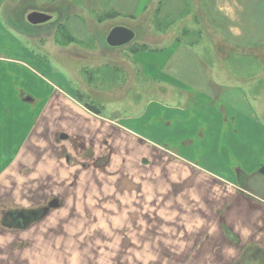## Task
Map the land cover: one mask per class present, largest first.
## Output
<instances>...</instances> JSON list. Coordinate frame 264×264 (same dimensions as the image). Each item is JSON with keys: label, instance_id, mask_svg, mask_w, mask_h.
Instances as JSON below:
<instances>
[{"label": "rangeland", "instance_id": "374dc122", "mask_svg": "<svg viewBox=\"0 0 264 264\" xmlns=\"http://www.w3.org/2000/svg\"><path fill=\"white\" fill-rule=\"evenodd\" d=\"M6 1L14 6L9 9ZM6 1L0 0V12L15 11L16 16L0 17V170L53 91L72 94L99 122L111 123L113 129L106 140L85 141L77 133V140H62L59 133L65 131L58 116L54 115L48 130L36 122L33 140L27 144L28 162L16 163V174L0 179V214L4 209L46 205L52 198L59 205L25 229L8 230L0 221V264H191L172 260L173 239L180 244L191 232L194 240L199 239L201 227L216 222V189L206 188L197 173L201 170L187 164L192 168L194 193L187 197V207L192 204L193 211L189 208L185 213L186 197L172 191L184 186L177 178L185 165L177 156L190 150L197 166L226 176H233L239 166L247 168L242 163L245 154H236L232 145L264 143V36L239 48L226 35L188 37L199 39L193 43L199 49L196 54L217 72L220 86L208 83L206 91L222 99L221 104L205 106L189 101L188 111L178 117L182 126L170 129L160 120L153 124L149 112L147 121L141 115L152 102L149 111L158 102L172 106V100L159 95L157 85L147 79L160 72L159 64L170 53L171 27H161L154 32L167 33L151 36L141 35L146 29H139L132 41L113 47L106 42L111 26L123 22L136 26L137 21H108L105 10L111 7L105 9L107 5L91 9L83 0ZM240 2L248 5L246 13L253 14L252 21L264 15V0ZM32 10L52 18L31 28L20 13ZM58 11L64 12L61 17ZM249 22L246 19L244 24ZM186 38L181 36L182 41ZM208 43L210 50L202 46ZM213 43H219L218 51ZM162 46L165 49L157 51ZM133 55L142 59L143 67L134 64ZM212 109H218L223 118L222 129L220 122L208 116ZM191 125L206 130L192 132ZM192 133L203 136L194 140L193 147L185 141ZM10 141L15 143L7 151ZM254 154L264 156V152ZM230 166L236 168L230 171ZM208 191L213 194L210 203H204L205 211H200L198 194ZM184 214L192 217L185 221Z\"/></svg>", "mask_w": 264, "mask_h": 264}, {"label": "crops", "instance_id": "0c3cea01", "mask_svg": "<svg viewBox=\"0 0 264 264\" xmlns=\"http://www.w3.org/2000/svg\"><path fill=\"white\" fill-rule=\"evenodd\" d=\"M83 1L88 4L90 3L92 5L91 9H95L96 4L107 5L104 6L105 9L108 6L111 7L105 10V12L114 13V15L109 17V19L107 18L108 21L116 19H125L131 22L137 21V23H135L137 27L131 25L129 22L115 23L112 26L125 25L133 29L135 31V35L137 32H140L139 29L143 28L142 30L146 29V31L141 33V35L149 34V36L167 33L154 32L161 28L156 24V21L161 19L162 11L159 10L160 5L167 4L169 6L168 13L171 14L170 18H172V15L175 12L182 11L179 8L184 6L183 11L186 13L184 14V17H181V19L186 20L185 25L187 27V31H183L181 29V23L171 27L172 46L170 45L169 47L170 53L164 56L162 65L159 64L160 72L155 76L147 75L148 78L145 76L148 80L152 81L154 85H157L159 95L162 94L165 99L172 100L173 103L172 106L165 107L158 102L154 108L151 109V111H149V106H151L153 102L149 103L147 111L141 116L147 117L146 114L149 112L152 114L153 124L160 120V122H164V125L170 127V129L179 125L182 126L178 117H181V113L185 114L186 111H188L187 103L189 101L192 103L203 102L199 105L205 106L208 102L212 104H221L222 99L219 94L215 95L212 92H208L209 90L205 86L208 83L211 87L218 88L220 86L219 79L217 78V75H215L217 72L213 70L214 67L212 66V63H207L203 60L202 61L204 63H202L196 54V51L199 49L196 47L193 48V43L195 40L196 42H199V39L195 38L194 40H190L188 37L197 36L200 33L202 36L205 34H208L209 36H218L219 34L221 36L226 35L230 36L233 44H236L239 48L245 41H247L245 44L251 43L256 37L264 36V15H262L260 20L258 18L256 19L258 24L255 19L252 21V18H254L253 14L250 12L246 13L248 5L245 7L242 6L243 3L241 4L240 0ZM7 3L9 5V9L14 6L12 1ZM63 3L65 2L63 1ZM73 3L75 4L77 1H73ZM27 13L28 11H24L23 13H20V15L26 19ZM63 13L64 12H59L57 15L61 17ZM163 13L165 14V12ZM243 14L244 16L242 17ZM3 16H9L12 18L13 16H16V12H0V17ZM246 19L247 21L250 20L248 24H244ZM37 25L39 24H28L31 28ZM180 35L187 37L185 41L178 38ZM247 36L249 38H242ZM218 45L219 43H216L212 48H215L218 51ZM202 46H206L205 48L210 50L209 43ZM163 47L164 46L158 48L157 51H163L165 49ZM132 61L137 67H143L141 58L133 55ZM161 69L163 74L161 73ZM144 74L145 73L143 71L142 75L144 76ZM165 79H169L172 82H168ZM198 95L199 98L197 99ZM231 98L234 102L237 99H235L234 96ZM54 104H56L55 108L52 107ZM54 115L58 116V121L61 122L60 127L63 131H65L60 132L59 137L61 134H66V138L60 137L62 140H67L69 138L77 140L80 138L76 137L77 133L79 136L81 135L85 141L93 138L95 141H100L104 139L106 140L107 134L112 133L113 126L111 123L99 122L96 115L77 102L72 94H67L64 90H57V92L53 91L46 98L34 124H32L24 132L21 141L18 144H15L16 147L11 154L10 161L2 170H0V179L16 174V170H18L16 163H20L18 166L26 165L22 163L28 162L26 156L30 152L28 151L27 144L29 140H33L32 132L36 122L39 120L40 128L42 130H48L51 128L49 124ZM193 115L194 113L191 112V117ZM208 116L213 117L216 121L220 122V128H223L224 120L219 117L220 113L218 109L209 110ZM147 120L148 117L146 118V121ZM226 121H228V119L225 120V122ZM150 122L148 121V123ZM118 124H120V127L126 131L133 132L121 123ZM212 126L216 127L217 125ZM4 127L5 125L1 126L2 129H4ZM190 130L192 132H197L199 130L203 132L206 129L201 126L196 127L191 125ZM236 131L239 132L237 128ZM136 136L138 139L142 140V142H139L144 145V139L139 137L137 134ZM10 137L11 136H9V138ZM202 137V133L199 135L198 133H192L185 138V141L193 147L192 143L194 140ZM69 141L72 144V141ZM14 143V141H10L7 144H12V146H8L7 151L13 147ZM150 143L157 147L162 146L153 142ZM232 148L236 154H245L246 159H244V162L242 163H246L248 165L245 170L242 166H239L238 168L235 167L236 169L230 166V171L235 169L233 176H226V174L223 175L222 173L215 172L211 168L197 166V162L191 158V154L189 153L191 152L190 150L189 152L185 151L183 154L179 153L177 157L180 159L174 158L175 160H179L181 165H185H180L183 167L182 171L184 173L179 175L177 178L180 179V183L184 182L183 188H180L179 190L174 188L172 190L175 196L186 197L185 213H187L189 208V211H193L192 204L187 207V197H192L194 193V187L192 185V181H190L192 177V168L190 166L193 167L194 165L201 170L197 173L199 174L200 172V178L204 181L206 188H212L213 191L216 189L215 212L218 217L216 222L212 225L209 226L207 224L206 226L201 227L199 239L194 240L195 237L192 236L191 232L184 241L177 244V241H175L176 238L174 237L172 245V254L174 256H172V260H174V258L179 260H190L191 264H198V261L200 264H264V156L255 157L254 154L255 151L259 153L264 152V143H262V141H250L248 144L239 142L233 143ZM245 149L249 150L245 151ZM240 175H242L241 178ZM1 185L2 183L0 184V187ZM198 195L201 196L202 202V209L199 208V210L205 211V208L203 207L205 206L204 203L208 206L210 195H213L212 191H208V193L200 192ZM210 205L214 206L212 203ZM191 217L192 214H184L182 216L185 221ZM172 226H174L173 222ZM182 244L183 247H181Z\"/></svg>", "mask_w": 264, "mask_h": 264}, {"label": "water", "instance_id": "95a60500", "mask_svg": "<svg viewBox=\"0 0 264 264\" xmlns=\"http://www.w3.org/2000/svg\"><path fill=\"white\" fill-rule=\"evenodd\" d=\"M26 19L30 24H40L51 19V15L44 11L32 10L26 15ZM135 31L125 25H114L106 34V42L109 46H121L129 43L135 38ZM61 138H66V134H61ZM59 201L57 198H52L43 207V205L30 210L18 209L19 215L29 216V221L22 226H18L19 229L26 228L30 224L40 220L44 215L53 208L58 207Z\"/></svg>", "mask_w": 264, "mask_h": 264}, {"label": "trees", "instance_id": "16d2710c", "mask_svg": "<svg viewBox=\"0 0 264 264\" xmlns=\"http://www.w3.org/2000/svg\"><path fill=\"white\" fill-rule=\"evenodd\" d=\"M159 10H161V11L163 10V12H165V14H164L165 17L163 19L157 20L156 21L157 22L156 23L157 25H159L160 27H163L164 29L167 30L168 28H170L172 26H175L178 23H181L182 24L181 29L183 31H187V29H186L187 27L185 25L186 20L185 19H181V17H184V14L186 13L185 11H183V8H181L182 11L175 12L172 15V18H170V15L171 14L168 13L169 9L166 6V4L160 5V9ZM113 15H114V13H107L106 14L107 18H109V17H111ZM99 21H101V20H99ZM181 36H184V35H180L178 38L181 39ZM200 36H201V33L197 35V37H200Z\"/></svg>", "mask_w": 264, "mask_h": 264}, {"label": "flooded vegetation", "instance_id": "af4514ba", "mask_svg": "<svg viewBox=\"0 0 264 264\" xmlns=\"http://www.w3.org/2000/svg\"><path fill=\"white\" fill-rule=\"evenodd\" d=\"M49 201H47L48 203ZM46 205H43V207ZM17 208H13V209H4L1 214H0V221L2 223V227H4L5 229L8 230H16V228H18V226H22L24 225L26 222L29 221V216L26 215H19L17 213ZM23 210V209H22ZM25 210H30V209H25ZM49 212V211H48ZM47 212V213H48ZM46 213V214H47ZM45 214V215H46ZM44 215V216H45ZM28 227V226H27ZM25 229V228H23Z\"/></svg>", "mask_w": 264, "mask_h": 264}]
</instances>
